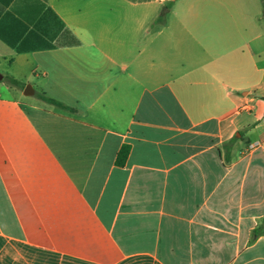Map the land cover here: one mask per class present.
I'll list each match as a JSON object with an SVG mask.
<instances>
[{"label": "crops", "instance_id": "obj_1", "mask_svg": "<svg viewBox=\"0 0 264 264\" xmlns=\"http://www.w3.org/2000/svg\"><path fill=\"white\" fill-rule=\"evenodd\" d=\"M0 73V264H264L262 0H0Z\"/></svg>", "mask_w": 264, "mask_h": 264}, {"label": "trees", "instance_id": "obj_2", "mask_svg": "<svg viewBox=\"0 0 264 264\" xmlns=\"http://www.w3.org/2000/svg\"><path fill=\"white\" fill-rule=\"evenodd\" d=\"M263 1V7H264V0ZM5 81L12 87H15V88H18V89H21V90H24L25 88V84L16 80L15 78L11 77V76H6L5 77ZM39 98H41L42 100L50 103V104H53L55 105L56 107L58 108H61V109H65V110H72L70 109L69 107H67L65 104L55 100V99H52V98H49L47 97L46 95H43V94H39L38 95ZM128 152H129V149L128 147H124L120 154H119V163H124L126 158H127V155H128Z\"/></svg>", "mask_w": 264, "mask_h": 264}, {"label": "water", "instance_id": "obj_3", "mask_svg": "<svg viewBox=\"0 0 264 264\" xmlns=\"http://www.w3.org/2000/svg\"><path fill=\"white\" fill-rule=\"evenodd\" d=\"M4 79L3 75L0 73V81ZM34 94V90L31 85H27L24 89V95L31 96Z\"/></svg>", "mask_w": 264, "mask_h": 264}, {"label": "built area", "instance_id": "obj_4", "mask_svg": "<svg viewBox=\"0 0 264 264\" xmlns=\"http://www.w3.org/2000/svg\"><path fill=\"white\" fill-rule=\"evenodd\" d=\"M251 148H254V146H251Z\"/></svg>", "mask_w": 264, "mask_h": 264}]
</instances>
